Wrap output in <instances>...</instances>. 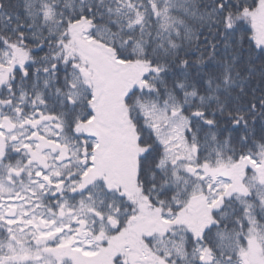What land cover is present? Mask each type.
Wrapping results in <instances>:
<instances>
[{
  "label": "snow or ice",
  "instance_id": "1",
  "mask_svg": "<svg viewBox=\"0 0 264 264\" xmlns=\"http://www.w3.org/2000/svg\"><path fill=\"white\" fill-rule=\"evenodd\" d=\"M0 264H264V0H0Z\"/></svg>",
  "mask_w": 264,
  "mask_h": 264
}]
</instances>
